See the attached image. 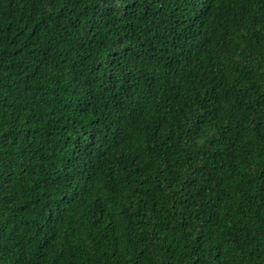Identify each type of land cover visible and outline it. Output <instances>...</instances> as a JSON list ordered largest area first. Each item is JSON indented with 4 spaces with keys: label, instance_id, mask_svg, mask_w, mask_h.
I'll list each match as a JSON object with an SVG mask.
<instances>
[{
    "label": "trees",
    "instance_id": "1",
    "mask_svg": "<svg viewBox=\"0 0 264 264\" xmlns=\"http://www.w3.org/2000/svg\"><path fill=\"white\" fill-rule=\"evenodd\" d=\"M0 264H264V0H0Z\"/></svg>",
    "mask_w": 264,
    "mask_h": 264
}]
</instances>
